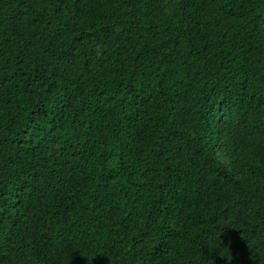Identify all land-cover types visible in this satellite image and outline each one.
<instances>
[{"label":"trees","instance_id":"1","mask_svg":"<svg viewBox=\"0 0 264 264\" xmlns=\"http://www.w3.org/2000/svg\"><path fill=\"white\" fill-rule=\"evenodd\" d=\"M0 264H264V0H0Z\"/></svg>","mask_w":264,"mask_h":264}]
</instances>
